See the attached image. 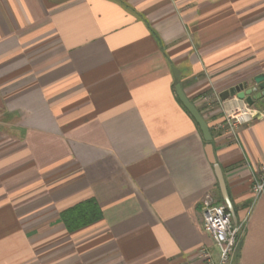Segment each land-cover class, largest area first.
<instances>
[{
    "label": "crops",
    "instance_id": "crops-1",
    "mask_svg": "<svg viewBox=\"0 0 264 264\" xmlns=\"http://www.w3.org/2000/svg\"><path fill=\"white\" fill-rule=\"evenodd\" d=\"M260 74L264 0H0V264L217 260L203 200L225 202L177 84L243 223L232 264H264V116L233 140L203 100ZM88 200L101 219L68 232Z\"/></svg>",
    "mask_w": 264,
    "mask_h": 264
},
{
    "label": "built area",
    "instance_id": "built-area-1",
    "mask_svg": "<svg viewBox=\"0 0 264 264\" xmlns=\"http://www.w3.org/2000/svg\"><path fill=\"white\" fill-rule=\"evenodd\" d=\"M203 100L208 104L212 101L218 104L223 118L215 125V129L229 134L233 140H236L239 127L250 123L257 114L264 116L262 111L249 106L243 100H239V105L228 107L224 106L225 100H221L216 93L204 96ZM251 190L255 199L263 194L264 174L253 177ZM203 230L211 236L218 253L217 260H214L211 252L202 248L199 257L203 264H232L239 247L243 223L234 224L232 213L227 206L218 204L210 196H206L203 200Z\"/></svg>",
    "mask_w": 264,
    "mask_h": 264
},
{
    "label": "water",
    "instance_id": "water-1",
    "mask_svg": "<svg viewBox=\"0 0 264 264\" xmlns=\"http://www.w3.org/2000/svg\"><path fill=\"white\" fill-rule=\"evenodd\" d=\"M175 91H176V96L178 100L180 101V103L182 104V106L187 110V112L191 115V117L194 119V121L198 125V128L206 143L205 153H206L207 159L213 167V171H214L222 198L225 202V205L227 206L228 210L232 213V216H233V209H232L231 203L227 195L224 178L221 173V169L217 165L215 158H214V153H213V149L211 146L212 137H211L208 125L205 122L204 118L197 111L196 107L186 98L180 85L178 84L176 85ZM229 97H236L239 100H243L245 101V103H247L251 107L257 106L258 103L261 102L262 99L264 98V75H261V74L257 75L252 78L250 83L245 82V83L239 84L237 86L230 88L229 90L222 92L219 95V98L221 100H226ZM262 112L264 114V111ZM258 117H260L259 114H257L254 117V119Z\"/></svg>",
    "mask_w": 264,
    "mask_h": 264
},
{
    "label": "trees",
    "instance_id": "trees-1",
    "mask_svg": "<svg viewBox=\"0 0 264 264\" xmlns=\"http://www.w3.org/2000/svg\"><path fill=\"white\" fill-rule=\"evenodd\" d=\"M208 94L209 92L206 93V95ZM206 95H203V96H206ZM180 105L184 109V111L191 117V115L187 112V110L182 106L181 103ZM197 111L201 113L200 109H197ZM191 119L194 121L192 117ZM196 126L198 128L197 124ZM221 202H223L222 199H221ZM100 219H101V211L93 200L82 202L61 213L62 223L68 232H73L83 227L89 226L93 223H96Z\"/></svg>",
    "mask_w": 264,
    "mask_h": 264
},
{
    "label": "rangeland",
    "instance_id": "rangeland-1",
    "mask_svg": "<svg viewBox=\"0 0 264 264\" xmlns=\"http://www.w3.org/2000/svg\"><path fill=\"white\" fill-rule=\"evenodd\" d=\"M206 96H208V95H206Z\"/></svg>",
    "mask_w": 264,
    "mask_h": 264
}]
</instances>
